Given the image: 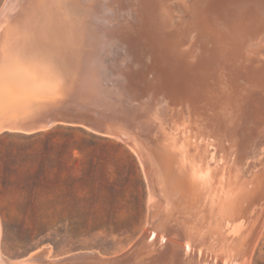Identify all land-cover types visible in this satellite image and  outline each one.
<instances>
[{"label":"water","instance_id":"water-1","mask_svg":"<svg viewBox=\"0 0 264 264\" xmlns=\"http://www.w3.org/2000/svg\"><path fill=\"white\" fill-rule=\"evenodd\" d=\"M192 47L168 0H5L0 131L118 139L141 166L148 204L145 230L120 255L51 261L48 247L0 264H244L264 201L246 238H227L241 107L217 76L219 56L201 66Z\"/></svg>","mask_w":264,"mask_h":264},{"label":"rangeland","instance_id":"rangeland-1","mask_svg":"<svg viewBox=\"0 0 264 264\" xmlns=\"http://www.w3.org/2000/svg\"><path fill=\"white\" fill-rule=\"evenodd\" d=\"M245 107L243 119L250 106ZM257 122L262 125H240L258 144L264 121ZM147 200L139 163L113 138L65 126L0 133L4 259L18 261L48 247L49 260L90 251L103 258L120 255L145 230ZM248 264H264V221Z\"/></svg>","mask_w":264,"mask_h":264},{"label":"bare ground","instance_id":"bare-ground-1","mask_svg":"<svg viewBox=\"0 0 264 264\" xmlns=\"http://www.w3.org/2000/svg\"><path fill=\"white\" fill-rule=\"evenodd\" d=\"M168 4L176 36L187 47L193 45L192 54L201 66L217 62L219 56L217 76L231 88L233 95L227 96L232 108L241 107L240 124L262 125L257 120L264 121L259 110L264 107V0H168ZM245 105L254 110L248 107L251 111L246 110L248 117L243 119ZM243 125L232 156L237 195L227 238H246L264 201V132L257 144ZM262 227L263 223L244 264H248Z\"/></svg>","mask_w":264,"mask_h":264}]
</instances>
